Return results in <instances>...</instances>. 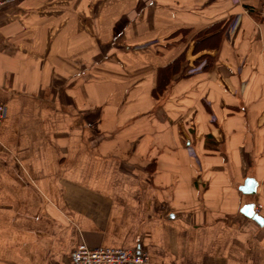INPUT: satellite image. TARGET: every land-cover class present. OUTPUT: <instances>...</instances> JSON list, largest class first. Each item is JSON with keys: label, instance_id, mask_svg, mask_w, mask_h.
<instances>
[{"label": "crops", "instance_id": "0c3cea01", "mask_svg": "<svg viewBox=\"0 0 264 264\" xmlns=\"http://www.w3.org/2000/svg\"><path fill=\"white\" fill-rule=\"evenodd\" d=\"M2 1L0 264H264V0Z\"/></svg>", "mask_w": 264, "mask_h": 264}, {"label": "built area", "instance_id": "2783aa9c", "mask_svg": "<svg viewBox=\"0 0 264 264\" xmlns=\"http://www.w3.org/2000/svg\"><path fill=\"white\" fill-rule=\"evenodd\" d=\"M4 1L0 0V10ZM234 31L236 30L233 29ZM207 66L204 61L191 70L199 72ZM6 107L0 104V126L5 118ZM75 264H149L150 257L144 251L127 250L116 247H90L85 243L76 246L72 254Z\"/></svg>", "mask_w": 264, "mask_h": 264}, {"label": "water", "instance_id": "95a60500", "mask_svg": "<svg viewBox=\"0 0 264 264\" xmlns=\"http://www.w3.org/2000/svg\"><path fill=\"white\" fill-rule=\"evenodd\" d=\"M256 183L253 180H248L245 184V187L242 189V191L245 194H254L256 192ZM242 213L247 216L248 218L253 219L258 224H262L264 222L263 218L255 211V205L254 204H248L246 205Z\"/></svg>", "mask_w": 264, "mask_h": 264}, {"label": "trees", "instance_id": "16d2710c", "mask_svg": "<svg viewBox=\"0 0 264 264\" xmlns=\"http://www.w3.org/2000/svg\"><path fill=\"white\" fill-rule=\"evenodd\" d=\"M210 30H208V31H205V33H207V32H209ZM204 33V34H205ZM206 46L205 45H201L200 46V48H205ZM204 59H207L208 60V62H209V65H211V58H208L207 56L206 57H204ZM170 69V68H169Z\"/></svg>", "mask_w": 264, "mask_h": 264}, {"label": "rangeland", "instance_id": "374dc122", "mask_svg": "<svg viewBox=\"0 0 264 264\" xmlns=\"http://www.w3.org/2000/svg\"><path fill=\"white\" fill-rule=\"evenodd\" d=\"M205 62L207 63L208 61H205ZM208 63H209V62H208ZM208 63H207V64H208Z\"/></svg>", "mask_w": 264, "mask_h": 264}]
</instances>
